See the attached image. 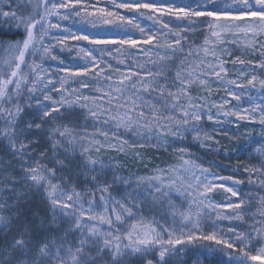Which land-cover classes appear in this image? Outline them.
<instances>
[{
	"label": "snow or ice",
	"instance_id": "1",
	"mask_svg": "<svg viewBox=\"0 0 264 264\" xmlns=\"http://www.w3.org/2000/svg\"><path fill=\"white\" fill-rule=\"evenodd\" d=\"M0 34L20 37L0 40V264H264V0H0ZM229 117L260 129L247 184L184 144L219 145L201 122ZM146 147L173 162L102 155Z\"/></svg>",
	"mask_w": 264,
	"mask_h": 264
},
{
	"label": "trees",
	"instance_id": "2",
	"mask_svg": "<svg viewBox=\"0 0 264 264\" xmlns=\"http://www.w3.org/2000/svg\"><path fill=\"white\" fill-rule=\"evenodd\" d=\"M19 36H12L0 34L1 40H12L19 39ZM239 54L234 52V55ZM260 75V73H257ZM238 123L239 126L235 125ZM233 123L232 120L223 124L222 129L215 123L201 122L202 127H208L211 133L217 140L219 145L209 143V151L206 152L208 156L205 158L213 163L212 165L216 168L228 171L230 167L234 165H245L249 164V154L241 152V145L249 143L246 138V133H254L259 127H254L252 124L246 121H240ZM226 133V134H225ZM213 149H218L213 151ZM144 154V159L141 161L132 160L130 156L125 157L120 153L106 152L102 153L105 157H114L120 165L117 175L128 176L130 174L136 175H148L151 174L152 169L155 166L165 167L167 164L173 162L172 152L168 150H161L157 148L146 147L144 149H138ZM33 195V193H32ZM32 207L34 209L38 206V200L35 196L33 197ZM46 206V205H45Z\"/></svg>",
	"mask_w": 264,
	"mask_h": 264
},
{
	"label": "rangeland",
	"instance_id": "3",
	"mask_svg": "<svg viewBox=\"0 0 264 264\" xmlns=\"http://www.w3.org/2000/svg\"><path fill=\"white\" fill-rule=\"evenodd\" d=\"M181 2H187V0H181ZM223 2H230V0H223ZM110 34H113L115 35V33H110ZM193 39H195L196 43H200L202 37H194ZM1 40V39H0ZM76 42L74 41H69V46H71L72 44H74ZM59 55H61V57L63 59H65L66 62H70L72 60V57L75 56V52L72 53V55L70 56L67 52H64V53H58ZM52 71L53 73L55 74V62H52ZM230 68L232 67V65H228ZM231 75V73H230ZM75 86V85H73ZM198 93V89L194 88L193 89V95H197ZM225 93L221 90L219 93H216L214 94L211 99H215V100H218L220 97L224 96ZM252 95H255V93L253 92ZM246 99V98H245ZM236 104L235 101H232V105H229V107L231 106H234ZM244 107H248L247 104H244L243 105ZM215 109H213V113L215 114ZM221 120H224L225 118L224 117H220ZM228 121H231L233 123L237 122L236 121V118L235 117H229L227 118ZM203 122H208V123H215V121H203ZM235 125H237V123H235ZM203 130L207 133H210L211 135H213L211 133V130L210 128L208 127H203ZM259 131L260 129H257L256 132L254 133H251L252 136H257L259 134ZM247 134L249 133H246L245 136L247 137ZM209 143L210 141H207L206 144L208 145L207 147H201L199 145V143L195 142L192 140L191 137H188L187 140L184 141V144H186L189 148V150L191 151V153L193 154V157L194 158H197V162L198 163H201L202 165H204L205 167H210L211 171L214 172V173H217L218 175H222V176H234V178L236 179H243L245 180V184H247V180H246V176L245 174L243 173V166L241 165H234L232 167L229 168L228 171H224L223 169H219V168H216L214 167L210 161H208L205 156H208V154H206V152L209 151ZM153 148V147H151ZM157 149H161V150H168V151H171L172 152V149L171 148H168V149H165L163 147L161 148H157ZM10 158L6 152V149H5V145L4 144H0V159H8ZM13 163H15L13 161ZM254 163H257V161L255 159H249V164H254ZM150 175V174H148ZM107 179H111L112 178V175L109 174L107 177ZM244 191H249V189L247 187L244 188ZM33 197L35 196V193H33L32 195ZM214 198L219 201L221 200L223 197L222 195L218 192L215 194ZM34 200L31 199L30 201L24 203V204H21V207L22 208H27L29 206L32 207V202ZM177 203H179V201H177ZM45 202L40 199L38 200V206L37 208L35 209L41 216H43L45 214V211H46V206H45ZM33 208V207H32ZM34 209V208H33ZM245 219L251 223V217L250 216H247L245 217ZM229 223L228 221H223L220 223V226L224 229H226L228 226H229ZM233 223H238V222H233ZM241 227H245L244 225H241ZM207 230V228L205 229ZM3 242V236H0V243ZM203 252V249L201 246H195L193 249H192V253L193 254H188V255H184L182 257H180L179 259H181L183 261V264H214L213 260L210 258L211 254L208 253L207 256L209 258H206L205 255H197L195 253H201ZM135 264V262H134Z\"/></svg>",
	"mask_w": 264,
	"mask_h": 264
}]
</instances>
